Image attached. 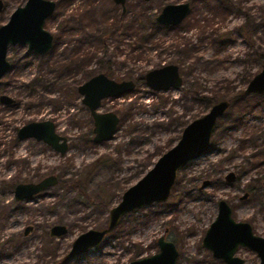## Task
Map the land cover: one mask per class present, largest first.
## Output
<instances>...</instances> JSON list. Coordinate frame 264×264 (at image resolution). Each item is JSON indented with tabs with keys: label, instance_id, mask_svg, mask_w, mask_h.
<instances>
[{
	"label": "rangeland",
	"instance_id": "1",
	"mask_svg": "<svg viewBox=\"0 0 264 264\" xmlns=\"http://www.w3.org/2000/svg\"><path fill=\"white\" fill-rule=\"evenodd\" d=\"M25 1L1 0L0 25ZM52 1L56 6L44 28L55 39L54 53L9 46L12 68L0 79V95L13 99L0 102V264H129L156 253L160 236L174 243L176 264H225L202 245L221 199L237 221L250 222L264 237V94L243 93L236 102L230 97L261 70L255 54L264 53V26L255 23L264 14V0H223L224 9L218 0H126L124 16L112 0ZM186 2L191 11L179 27L151 31L164 5ZM245 14L255 24L250 40L239 29ZM123 22L133 28H120ZM146 32L148 40L142 38ZM168 64L178 67L182 86L149 89L145 73ZM99 73L136 84L130 93L101 101L100 112L120 118L113 138L103 143L92 140L93 120L77 92ZM217 93L226 94L231 105L217 120L209 148L178 171L169 197L128 212L97 247L66 258L73 240L105 227L122 193L176 144L189 122L209 111L212 104L201 98ZM42 120H51L67 138L64 155L42 141L17 138L22 125ZM230 172L234 179L227 182ZM48 175L68 183L86 177L89 197L79 187L66 191L57 184L14 199L16 184ZM254 180L259 188L252 194L248 185ZM54 224L67 232L49 236ZM235 255L244 264L260 261L247 247Z\"/></svg>",
	"mask_w": 264,
	"mask_h": 264
},
{
	"label": "water",
	"instance_id": "2",
	"mask_svg": "<svg viewBox=\"0 0 264 264\" xmlns=\"http://www.w3.org/2000/svg\"><path fill=\"white\" fill-rule=\"evenodd\" d=\"M123 5L125 0H113ZM149 1V0H143ZM56 3L52 0H26L12 11L6 23L0 25V78L10 69L7 58L9 46L26 45L29 51L43 55L52 45V34L44 28L45 19L52 14ZM190 12V4H166L157 15L156 21L162 25L175 26L181 23ZM146 85L152 91L179 89L182 77L175 64L164 65L149 70L144 75ZM133 80L116 81L103 73L96 74L78 86L77 92L82 96L93 119V141L103 143L113 138L117 131L119 117L116 113L100 112L101 101L116 98L135 89ZM244 94H264V59L261 70L248 81ZM0 101L9 104L13 101L6 94L0 95ZM230 107L228 99L214 102L204 115L189 122L182 130L179 140L160 155L146 173L121 195L120 201L110 208L105 227L89 229L78 235L66 255L70 258L88 253V249L97 247L118 225L122 217L133 210L163 202L175 183L178 171L190 160L200 157L210 146L211 135L217 120ZM20 140L33 138L49 145L54 151L64 155L68 149L67 138L56 132L51 120L32 121L17 130ZM227 181L234 179L232 172L225 176ZM58 178L48 175L37 182L18 183L13 189L14 199H29L50 186ZM207 185V181L202 187ZM30 227L24 231L26 234ZM67 232V227L55 224L50 229V236L57 237ZM158 252L131 260L129 264H176L178 251L172 241L164 236L157 239ZM202 245L211 251L213 257L222 259L227 264H243V259L235 255L238 245L246 246L257 253L260 263L264 264V237L253 234L249 223L236 221L231 216V207L225 199L218 201L215 219L207 228Z\"/></svg>",
	"mask_w": 264,
	"mask_h": 264
},
{
	"label": "trees",
	"instance_id": "3",
	"mask_svg": "<svg viewBox=\"0 0 264 264\" xmlns=\"http://www.w3.org/2000/svg\"><path fill=\"white\" fill-rule=\"evenodd\" d=\"M218 4H217V6L218 7H220V8H222V9H224V7H225V5L223 4V0H218ZM245 19H246V21H245V23L243 24V25H240V27H239V29L241 30V31H243V33L245 32V34H246V37L248 38V40H250L251 39V30L253 31V28H254V26H255V24H259L260 25V27H263L264 26V14L261 16V19L259 20V21H255L256 23L255 24H253V22H250V19H249V17H248V15L247 14H245ZM151 27H152V29H151V31L152 32H154V30H162V31H167V30H169V28L168 27H165V26H161V25H155V24H153L152 23V25H150ZM129 28V29H132L133 28V25H129V24H126L125 22H123L122 23V26H120V28ZM102 34H104V33H102ZM142 34V33H141ZM244 37H245V35H244ZM142 38H144V39H146V40H148L149 39V34L146 32V33H143L142 34ZM250 45H252L251 43H250ZM255 57H256V59L260 62V63H262L263 62V59H264V53H261V52H256V54H255ZM253 76H248L246 79H245V81H247V83H248V81L252 78ZM35 86H37V85H35ZM227 88L228 87H226V90H227ZM196 95H198L197 93H196ZM231 97V99H232V101H234V102H236V100L237 99H240V98H242L243 97V92H241V91H239L238 93H235L234 95H232V96H230ZM202 99V101L203 102H205L206 104H208V106L209 105H211V104H213L214 102H216V101H218V100H221V99H228V97L226 96V94H224V93H222V94H215V95H213V96H203V98H201ZM230 100V99H229ZM236 121H239V122H241V119H240V117H236ZM92 140H93V138H92ZM259 152V151H258ZM257 153V152H256ZM256 153H253L252 155H254V154H256ZM255 157V156H254ZM150 160L149 161H147V162H145V164H146V166H148L149 164H150ZM263 161H260V163H262ZM145 164L143 165V167L145 166ZM263 173H264V169H263V171H262ZM86 178V177H85ZM85 178H81V177H77V178H75V179H72L71 180V182H69L68 183V181L67 180H61V179H59V181H58V184L59 185H61L62 187H64L65 188V190L66 191H69V190H71V189H74V188H76V189H78L77 187H79V190L81 191V196H84V197H86V198H88L89 196L87 195V193H86V191H84V185H85V183H86V179ZM126 184H128V180H127V182L125 181V183H124V187H123V191L125 190V188H127V185ZM68 190H67V189ZM259 188V186H258V184L256 183V180L255 181H253V183H249V185H248V190L253 194V192H255L257 189ZM77 200L76 199H74L73 200V202H76ZM101 204L103 203V205L106 207L107 206V203L105 202H103L102 201V199L99 201Z\"/></svg>",
	"mask_w": 264,
	"mask_h": 264
},
{
	"label": "flooded vegetation",
	"instance_id": "4",
	"mask_svg": "<svg viewBox=\"0 0 264 264\" xmlns=\"http://www.w3.org/2000/svg\"><path fill=\"white\" fill-rule=\"evenodd\" d=\"M113 1V0H112ZM114 2V1H113ZM125 3H126V0H125V2H124V4L123 5H121V4H116L115 2H114V4L115 5H118V6H120L121 7V15L122 16H124L125 15V11H126V6H125ZM0 7H1V0H0ZM190 11H191V9H190ZM188 16V15H187ZM8 20V19H7ZM185 20V19H184ZM183 20V21H184ZM182 21V22H183ZM181 22V23H182ZM181 23H179L178 25H175V26H171V25H162V24H160L161 26H165V27H168V28H177V27H179V25L181 24ZM159 24V23H158ZM55 39H52V45H51V47H50V49L46 52L47 54H49V53H54V50H55ZM46 53H44V54H46ZM43 54V55H44ZM39 55V54H38ZM10 62V61H9ZM12 68V65H11V63H10V69ZM9 69V70H10ZM8 70V71H9ZM8 71L6 72V73H8ZM5 73V74H6ZM4 74V75H5ZM104 74V73H103ZM106 75V74H105ZM2 78V77H1ZM0 78V79H1ZM229 100V99H228ZM230 101V100H229ZM1 102V101H0ZM230 105H231V101H230ZM118 116V115H117ZM119 117V116H118ZM93 120V119H92ZM119 120H120V118H119ZM119 124V123H118ZM118 127V126H117ZM93 132V131H92ZM67 143H68V140H67ZM56 176V175H55ZM143 176V175H142ZM58 178V177H57ZM226 180V179H225ZM58 181H59V178H58ZM227 181V180H226ZM255 181V180H254ZM228 182V181H227ZM58 184V182L55 184V185H57ZM208 184V183H207ZM258 190V189H257ZM256 190V191H257ZM253 194H254V192H253ZM247 195V194H246ZM246 195H244L243 197H242V199H244V198H246ZM228 202V201H227ZM228 204H229V206L231 207V205H230V203L228 202ZM231 216H232V218L233 219H235L234 217H233V215H232V207H231ZM236 220V219H235ZM237 221V220H236ZM241 221V220H240ZM242 222H247V223H249L250 224V226H251V228H252V225H251V223L250 222H248V221H242ZM55 225V224H54ZM53 226V225H52ZM51 226V227H52ZM51 227H50V229H51ZM50 229H49V231H48V234H49V236H50ZM252 231H253V228H252ZM253 234H255L254 233V231H253ZM205 235V234H204ZM255 235H258V234H255ZM204 237V236H203ZM203 239V238H202ZM240 246H242V245H238V247H237V249L240 247ZM242 247H246V246H242ZM248 248V247H247ZM251 250V249H250ZM253 251V250H252ZM158 252V251H157ZM154 254V253H153ZM236 254V253H235ZM256 255H257V253H255ZM148 256V255H147ZM257 257H258V255H257ZM219 259V258H218ZM222 260V259H221ZM223 261V260H222ZM224 262V261H223ZM225 264H227L226 262H224ZM259 263H260V261H259ZM243 264H244V260H243Z\"/></svg>",
	"mask_w": 264,
	"mask_h": 264
},
{
	"label": "bare ground",
	"instance_id": "5",
	"mask_svg": "<svg viewBox=\"0 0 264 264\" xmlns=\"http://www.w3.org/2000/svg\"><path fill=\"white\" fill-rule=\"evenodd\" d=\"M198 159V158H197Z\"/></svg>",
	"mask_w": 264,
	"mask_h": 264
}]
</instances>
